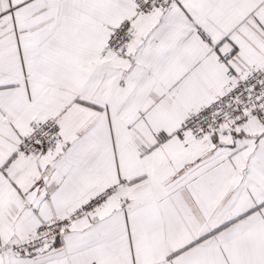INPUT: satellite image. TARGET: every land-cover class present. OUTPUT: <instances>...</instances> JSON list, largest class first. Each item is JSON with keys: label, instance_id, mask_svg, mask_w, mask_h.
<instances>
[{"label": "snow or ice", "instance_id": "snow-or-ice-1", "mask_svg": "<svg viewBox=\"0 0 264 264\" xmlns=\"http://www.w3.org/2000/svg\"><path fill=\"white\" fill-rule=\"evenodd\" d=\"M0 264H264V0H0Z\"/></svg>", "mask_w": 264, "mask_h": 264}]
</instances>
